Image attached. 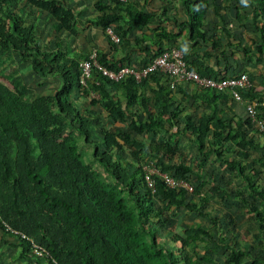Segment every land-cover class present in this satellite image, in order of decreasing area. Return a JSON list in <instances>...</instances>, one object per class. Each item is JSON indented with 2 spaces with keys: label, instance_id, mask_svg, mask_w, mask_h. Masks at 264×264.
Listing matches in <instances>:
<instances>
[{
  "label": "trees",
  "instance_id": "obj_1",
  "mask_svg": "<svg viewBox=\"0 0 264 264\" xmlns=\"http://www.w3.org/2000/svg\"><path fill=\"white\" fill-rule=\"evenodd\" d=\"M258 3L262 6L264 0ZM181 5L188 21L179 27L187 29V41L202 40L199 28L206 1L182 0ZM93 9L96 14L85 23L100 30L103 37L104 29L110 27L119 37V44L128 30L144 27L150 20L149 15L133 9L128 0H95ZM252 10V24L260 37V45L255 49L260 53L264 51V11H260V6H253ZM21 14L45 15L52 21L56 34L74 35L78 22L71 8L54 0H0V50L13 54L19 63H27L38 77L59 82V87L50 95L30 97L24 95L26 88L14 79L12 72L0 74V218L47 252L49 259L43 260L44 264L218 263L206 255L173 253L157 240L160 230L166 228L164 214L170 209L182 207L203 216L193 198L205 203L201 191L208 182L200 165L195 168L158 157L155 153L159 150L169 152L167 143L146 145L140 139L142 135L167 133L171 129L176 136L189 138L197 155L213 154L258 203L256 207L241 201L246 215L254 222V238L264 261V184L258 182L260 173H264V135L254 129L243 105V117L233 118L222 111L226 105L230 109L233 99L229 93L186 83L188 92L182 91L181 85L177 86V92L184 100L192 99L199 106H207L208 112L193 115L187 110L182 114V100L178 101L170 93L165 85L167 78L156 72L136 83L129 76L112 82L92 71L82 87L78 84V65L88 54L74 53L68 57L58 42L53 50H42L34 27L25 24ZM259 18L262 23L258 26ZM106 42L110 48L114 46ZM164 49L167 48H158L143 57L135 69L148 65ZM96 59L113 71L124 64L123 60L107 59L100 50L96 51ZM183 60L187 65L184 56ZM189 69L199 76L217 77ZM149 80L156 84L157 90L150 89ZM146 88L152 96H146ZM90 94L96 97L89 98ZM241 96L245 101H255L259 115L264 117L263 98L253 86ZM80 99L86 100V106L79 104ZM98 123L102 126L96 130ZM123 125L125 129L119 127ZM109 126L115 128L111 130ZM80 142L90 147V162H84ZM125 146L132 148L127 160L123 158ZM250 151H258L259 158L253 159ZM143 154L156 159L159 173H167L189 185L194 179L196 185L191 186L192 192L169 189L154 176L152 193L142 178ZM250 163L258 165L259 170L249 167ZM101 172L111 184L102 181ZM209 190L219 200L226 194L221 187ZM154 199L162 204L159 208L154 206ZM208 218L210 223L217 221ZM231 226V223L227 225V233ZM0 231L15 242L21 258H26L28 241L4 232L1 226ZM211 237L208 229L194 224L188 225L182 235L173 234L170 242L178 244L179 251L186 252L189 247L195 249V242ZM233 238L228 241L219 235L214 243L213 247L223 242L228 248L223 264H257L255 260L249 261L246 249L228 246ZM33 259L36 264L40 261Z\"/></svg>",
  "mask_w": 264,
  "mask_h": 264
},
{
  "label": "crops",
  "instance_id": "obj_2",
  "mask_svg": "<svg viewBox=\"0 0 264 264\" xmlns=\"http://www.w3.org/2000/svg\"><path fill=\"white\" fill-rule=\"evenodd\" d=\"M54 1L71 8L75 16L77 15L76 22L79 24L77 23L74 35L64 32L56 34L52 30V21L45 15L21 14L24 23L34 27L37 44L42 50H53L56 42L68 57L73 56L74 53L89 54L91 51L96 53L100 50L107 59L123 60V66L128 65L136 68L143 57L149 56L158 48H177L181 50L187 65L192 69L206 71L207 74L221 77L247 73L251 82L255 81V83L252 82V86L261 94L264 102L263 86L256 83L257 80L264 81V51L259 53L255 49L260 45V37L256 27L252 24V7L259 0H213L214 3L212 0H205L207 7L199 28L203 38L190 42L187 41V29L179 27L180 23L188 21L181 5L182 0H128L133 9L150 16L149 23L144 27H134L128 30L122 39L123 43L111 48L100 30L85 23V20L96 14L93 9L95 0ZM121 14L125 15L124 12ZM259 24L261 23H258V26ZM27 66L29 65L27 64ZM29 71L30 74H33L32 76L39 79L38 85H41L39 87L41 91L28 92L29 88L26 87L28 83L22 76L21 79L16 80L26 88L24 95L30 97L50 95L59 87L58 80L42 79L35 75L31 69ZM46 81H55L57 85L47 90ZM165 85L170 86L168 79ZM179 85H181L182 91L188 89L186 83L176 84L173 88L169 87L168 89L178 101L182 100V114H185L187 110L191 111L193 115L208 112L207 106H199L198 102H194L192 99L184 100L181 93L177 92ZM148 86L154 90L157 87L151 80L148 81ZM145 92L146 96H152L149 89L146 88ZM80 101L79 104L86 106V100L80 99ZM148 104L152 105V101L150 100ZM229 107V111L227 105L222 107V111L228 112L233 118L243 117L241 104L231 100ZM149 109L151 112L154 111L152 107ZM140 116L143 119L145 113Z\"/></svg>",
  "mask_w": 264,
  "mask_h": 264
},
{
  "label": "rangeland",
  "instance_id": "obj_3",
  "mask_svg": "<svg viewBox=\"0 0 264 264\" xmlns=\"http://www.w3.org/2000/svg\"><path fill=\"white\" fill-rule=\"evenodd\" d=\"M255 3V7L260 6V11L263 12V5L261 6L258 1ZM257 21L262 23L261 18H259V20L257 19ZM29 70L30 67L27 66V63H19L13 54L0 50V74L6 75L7 73L12 72L16 79H21L22 76H24L25 82L28 83L26 86L29 88L28 92L32 91L35 93L41 91V88H39L41 85H38L39 79L32 76L33 74H30ZM252 82L255 83L254 80ZM45 83L47 90L52 89L55 85H57V82L55 81H46ZM256 83H258L261 87L263 86L264 89V81L257 80ZM89 98L92 97L89 96ZM91 109L92 111H95L97 107ZM100 126L102 125L99 123L96 124V130H98ZM119 127L121 129L126 128L124 125ZM114 128V126H109V129L111 130ZM140 139L141 141H144L146 145H148V143H152L154 145L161 146L164 143H167L169 152L166 153L163 150H159L155 153L158 157L171 158L172 161H180L195 168L197 165H200V168L202 171L204 170L208 180L206 186H204L201 191V196L204 198L205 203L202 202L201 204V200L199 201L196 197L193 198V201L196 202V205H198L197 208L203 212V216L196 215V211L190 213L182 207L178 209H170V211L164 214V219L167 221L165 222L167 223L165 226L166 228L160 230V233L157 236V240L161 241L160 244L170 248L173 253L181 255L188 253L189 256L193 253H195L196 256L206 255L211 259H215L218 262L217 264H223L226 255L228 254V248L223 246V242H221L220 246H213L217 243L219 235H221L222 238H227L228 241L230 238L234 237L231 242L228 243L229 247H233L235 249H246V251H248L249 261L255 260L257 264H264V261H261L262 250L259 249L256 238H254V235H256L254 222L246 215L244 205L241 201H245L246 203L252 204L256 207H258V203L245 193L244 187L237 176L233 173L231 174V171L226 166L216 161L213 154H206L205 157L197 155V151L191 140L185 136H176L174 134V129H171V131L169 130L167 133L155 132L151 135H142ZM79 147L81 149V153L83 154L84 162H90L88 154L90 147L88 149L87 146L83 145L81 142L79 143ZM131 150L132 148L125 146V153L123 156L124 160L129 159L128 152ZM250 155L253 159L259 158L258 151H250ZM140 164L156 170L157 161L156 159L143 154L141 155ZM249 167L259 170L258 165H255L254 163H250ZM94 168H96V166ZM101 177L103 182L111 184L110 179L102 172ZM259 177L260 179L258 182L264 184V173L261 172ZM191 184L190 186L196 185V181L192 179ZM213 187H221L226 190V194L223 199L219 200L216 195L211 193L209 189ZM241 192L242 194H240V196H236L237 193ZM230 196L236 197L231 198ZM161 205L162 204L159 201L154 199V206L156 208H159ZM208 216L216 219L217 221L214 224L210 223ZM230 223L232 224L231 230L227 233L229 229L227 225ZM194 224H199L203 229H208L212 235L211 239H204L202 241L195 242L194 250L189 247L186 249V252L184 249L179 251V248H177L178 244H172L170 242V237L173 234L182 235L183 230L188 225ZM0 264L36 263L33 257L29 256L28 253L26 258H21L20 249L16 246L15 242L0 231ZM37 264H44V261L40 260Z\"/></svg>",
  "mask_w": 264,
  "mask_h": 264
},
{
  "label": "built area",
  "instance_id": "obj_4",
  "mask_svg": "<svg viewBox=\"0 0 264 264\" xmlns=\"http://www.w3.org/2000/svg\"><path fill=\"white\" fill-rule=\"evenodd\" d=\"M117 1L124 2L125 0ZM104 35L106 40L112 45L116 46L119 44V37L110 27L104 29ZM78 67V84L82 87H84L89 80L92 71H96L102 77L112 82L119 81L129 76L136 83L146 78L149 74L156 72L164 75L168 79L170 88L180 83H192L198 87L215 90L219 93H229L233 101L243 105L244 111L254 126V129L259 134L264 135V117L260 116L257 111L258 104L255 101H245L241 96L242 93H246L252 87L250 78L245 73H239L235 76H217L215 78L199 76L195 71L189 69L183 60V53L177 48L164 49L148 65L138 70L130 66H123L116 71L108 70L98 63L95 51H91L86 60L81 61ZM90 96L96 97L94 94H90ZM141 168L143 182L146 188L152 193L155 187L154 176H158L165 187L169 189H182L187 193L192 192L191 186L183 180L175 179L167 173H159L157 170L147 166H142ZM0 226L3 228L4 232L17 236L24 241H28L29 256L39 260L49 259L47 252L42 247L34 244L31 239L24 234L10 228L1 218Z\"/></svg>",
  "mask_w": 264,
  "mask_h": 264
}]
</instances>
